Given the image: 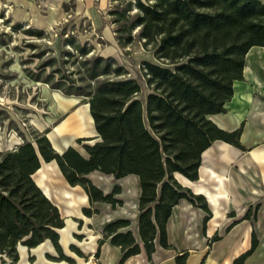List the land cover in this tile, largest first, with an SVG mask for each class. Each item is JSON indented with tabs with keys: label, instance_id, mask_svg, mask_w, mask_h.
<instances>
[{
	"label": "trees",
	"instance_id": "trees-1",
	"mask_svg": "<svg viewBox=\"0 0 264 264\" xmlns=\"http://www.w3.org/2000/svg\"><path fill=\"white\" fill-rule=\"evenodd\" d=\"M107 14L121 47L139 43L151 52L155 62H142L137 76L147 93L143 97L138 79L115 59L87 58L89 49H78L76 77L67 78L62 93L88 105L95 136L76 140L82 152L69 146L58 153L45 135L35 145L0 151V264H16L19 245L32 249L49 241L61 253L58 231L65 218L33 179L41 161H54L68 185L82 188L90 206L122 204L119 186L105 194L90 174L138 178L136 234L128 219L103 227V238L120 249L123 264L142 249L150 259L155 240L169 249L166 224L172 208L181 199L193 206L204 199L174 175L196 181L201 155L216 141L240 147L239 131L226 132L210 117L226 112L234 83L243 79L248 51L264 48V2L109 0ZM61 83L53 88L61 89ZM256 246L252 234L250 248L232 264H244ZM185 260L186 254L175 258L176 264Z\"/></svg>",
	"mask_w": 264,
	"mask_h": 264
},
{
	"label": "rangeland",
	"instance_id": "rangeland-1",
	"mask_svg": "<svg viewBox=\"0 0 264 264\" xmlns=\"http://www.w3.org/2000/svg\"><path fill=\"white\" fill-rule=\"evenodd\" d=\"M108 9L109 0H0V151L12 150L25 142L35 145V140L45 135L56 152L69 145L82 152L76 140L92 133L88 105L79 97L62 93L69 83L67 78L76 77L77 62L82 58L79 48L89 49L87 58L115 59L136 78L142 62H155L151 52L144 50L141 44L121 47L117 43ZM137 79L144 97L147 93L145 83L141 78ZM60 81H64L61 89L53 88ZM253 107L254 103H251L249 109L243 111L242 120L251 119ZM174 177L180 179L178 175ZM88 178L105 192L114 185L119 186L121 193L116 197L122 204L111 207L108 204L90 206L88 202L77 203V196L83 194L81 189L70 188L54 163H42L34 180L38 184L48 180L49 197L65 217L67 231H58L61 253L49 241L35 249L20 245L16 264H119L121 257L116 260L115 250L103 238V227L116 219H128V229L136 234V179L130 176L119 180L106 179L99 173ZM202 201L207 211L201 208ZM195 207L201 209L204 218L211 216L205 197L197 200ZM246 207L242 216L237 213L239 222L254 220L258 205ZM82 208H91L95 213L88 218ZM131 213H135V217ZM234 213L230 211L228 215L234 217ZM238 220H233L230 226L237 224ZM206 224L207 220H202L196 226L199 229H193L192 232H197L192 238L186 234L178 235L174 229L167 234L170 248L165 249L167 253L163 260L186 254V264L188 256L193 253L189 251H200V264H203L212 252L211 243L220 239L217 234L207 239ZM221 228L220 234L223 235ZM62 239L67 243L63 244ZM184 247L188 249L181 250ZM135 259L140 260L141 256ZM146 261L154 264L151 257L146 256Z\"/></svg>",
	"mask_w": 264,
	"mask_h": 264
},
{
	"label": "crops",
	"instance_id": "crops-1",
	"mask_svg": "<svg viewBox=\"0 0 264 264\" xmlns=\"http://www.w3.org/2000/svg\"><path fill=\"white\" fill-rule=\"evenodd\" d=\"M260 1L264 2V0ZM249 54H252L251 59H249L250 67L254 70L255 75H259L264 79V48L252 47L245 56L243 79L234 83L233 96L226 104V112L210 117L220 129L226 132L239 131L238 143L240 147L216 141L202 153L196 181H190L179 174H175L180 177V179L175 178L182 187L189 189L195 195L204 196L210 206L211 216L207 219L205 231L207 239H210L214 234L220 236L218 241L211 243L212 252L207 255L203 264H232L236 257L250 248L252 234L256 237L257 246L254 253L245 260L244 264H264V87L257 90L254 78L252 76L249 77L245 72ZM251 103H254L251 119L242 120L243 111L248 110ZM90 120L92 123L91 118ZM94 136L95 131L92 124V133L86 136L81 135L80 138ZM63 150L58 151V153ZM42 163L45 162L41 161V166L34 173L33 179L35 174L41 170ZM49 163H54L58 169L54 161ZM61 177L63 178L62 175ZM103 177L106 179L113 178L107 175H103ZM130 177H134L137 183V200L136 204H134V208H136L140 192L138 178L133 175ZM36 184L44 195L50 199L51 191L48 186V180L45 179L40 184ZM66 184L68 185L67 182ZM68 186L70 188H80L83 192L81 196H77V203L88 202L87 196L81 187ZM113 187L107 192L100 187L98 188L107 194L112 191ZM249 205H258L254 213V220L252 222L247 220L239 222L240 219L237 217V213L238 216H242L247 209L246 206ZM56 206L58 207V205ZM227 208L230 210L226 211ZM230 211L235 212L236 216L230 217L228 215ZM131 216L135 217V213H131ZM203 218L201 209L181 199L172 208L166 224V232L169 235L174 229L176 234H186L189 238H192V234L197 232V230L195 233L192 232L193 229L200 225ZM233 220H238V223L230 226ZM65 227H67L66 219ZM221 227L224 230L223 235L220 234ZM226 228L228 231H226ZM196 229H199V227H196ZM136 230L137 226L135 225V232ZM155 241L156 250L151 255L153 263L176 264L174 256L166 261L163 260L167 250L162 248L157 243V240ZM107 242L108 246L115 250L116 260L118 261L119 257H121L120 249L112 246L108 240ZM175 248L179 250L176 246ZM186 249L188 248L184 247L181 250ZM189 252L193 253L188 256L186 264H200L202 258L198 255L200 251ZM136 256H141V259L136 260ZM133 259L135 262H132ZM125 264H147L144 250L142 249L138 255L129 257Z\"/></svg>",
	"mask_w": 264,
	"mask_h": 264
},
{
	"label": "bare ground",
	"instance_id": "bare-ground-1",
	"mask_svg": "<svg viewBox=\"0 0 264 264\" xmlns=\"http://www.w3.org/2000/svg\"><path fill=\"white\" fill-rule=\"evenodd\" d=\"M262 48V47H261ZM249 58H248V63H247V65H246V74L249 76V77H251L252 76V78H254V80H255V85H256V89L257 90H260V89H263V87H264V79L263 78H261L259 75H255V72H254V70L250 67V64H249V59H251V57H252V54H249V56H248ZM91 118V117H90ZM77 202V201H76ZM90 220V219H89ZM66 228V227H65ZM65 228H62V229H60L59 231L61 232V231H67ZM61 235V234H60ZM46 243H48V242H46ZM62 243L63 244H66L67 243V241L66 240H64V239H62ZM43 243H41L40 245H38L37 247H40L41 245H42ZM37 247H35V248H37ZM48 247V246H47ZM35 248H33V249H35ZM44 248V247H43ZM64 248V247H63ZM27 250V249H26ZM47 250V249H46ZM51 250V249H50ZM34 252V251H33Z\"/></svg>",
	"mask_w": 264,
	"mask_h": 264
},
{
	"label": "water",
	"instance_id": "water-1",
	"mask_svg": "<svg viewBox=\"0 0 264 264\" xmlns=\"http://www.w3.org/2000/svg\"><path fill=\"white\" fill-rule=\"evenodd\" d=\"M20 246V245H19ZM17 250H18V247H17Z\"/></svg>",
	"mask_w": 264,
	"mask_h": 264
}]
</instances>
